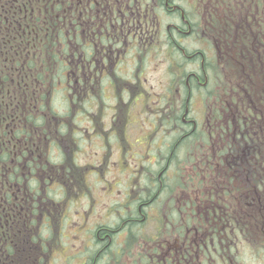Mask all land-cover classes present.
<instances>
[{
    "label": "flooded vegetation",
    "instance_id": "flooded-vegetation-1",
    "mask_svg": "<svg viewBox=\"0 0 264 264\" xmlns=\"http://www.w3.org/2000/svg\"><path fill=\"white\" fill-rule=\"evenodd\" d=\"M235 5L236 30L264 39V0ZM62 8L65 86L79 101L77 115H96L92 128L77 119L78 154L92 130L98 140L109 137L101 134L108 120L111 149L125 153L130 147L126 155L111 153L117 171L125 173L131 160L157 165L156 171L146 167L153 175L145 170L139 189L126 183L123 199L101 222H92L81 264H244L245 247L256 257L261 252L249 230L264 214V163L252 155V168L241 169L247 150L236 122L231 131L215 107L203 110L207 121L197 119L194 109L196 98L206 102L211 95L212 55L222 45V34L214 36L213 0H63ZM153 58L167 67L170 92L147 86ZM227 110L221 108L225 122ZM173 113L178 123L170 122ZM135 125L138 137L130 138ZM102 168L91 162L84 174L99 176ZM150 221L155 227L147 233L143 225ZM134 223L138 236L130 238Z\"/></svg>",
    "mask_w": 264,
    "mask_h": 264
},
{
    "label": "trees",
    "instance_id": "trees-1",
    "mask_svg": "<svg viewBox=\"0 0 264 264\" xmlns=\"http://www.w3.org/2000/svg\"><path fill=\"white\" fill-rule=\"evenodd\" d=\"M62 1L0 0V264H49L64 236L67 195L86 183L73 177L80 170L72 120L79 101L65 86ZM213 4L214 36L222 34V45L218 64L212 55L209 99L225 128L234 130L236 122L244 134L241 169H250L252 155L264 163V39L236 30L235 0ZM61 89L68 94L65 113L55 105ZM221 108L228 109L226 122ZM138 224L130 238L138 236Z\"/></svg>",
    "mask_w": 264,
    "mask_h": 264
},
{
    "label": "rangeland",
    "instance_id": "rangeland-1",
    "mask_svg": "<svg viewBox=\"0 0 264 264\" xmlns=\"http://www.w3.org/2000/svg\"><path fill=\"white\" fill-rule=\"evenodd\" d=\"M216 56L217 54L215 53V57L212 60V63L218 64ZM152 60L153 61L149 64L146 72L148 80L147 86L152 85L154 87H157L159 85L162 87L160 91H169V88L171 86V78L169 77L167 67L161 64L156 65V59L153 58ZM223 72L227 74L228 70L223 69ZM262 87L263 96L261 98H264V79L262 82ZM255 88L257 89V87ZM171 100L174 102L177 101L174 96L171 97ZM194 104L196 116L198 117L197 119H199L200 121H207L208 114L203 110H206L210 106H212L213 102L210 99H207L205 102L203 98L201 99L198 97L195 99ZM55 105L60 112L65 111V109L68 107L67 100L64 97V92L62 89L58 90L56 93ZM105 110L109 111L108 109ZM101 116L103 118L107 117L110 119L112 117V115L110 117V115L106 113ZM95 117L96 115L94 113H89L85 118L80 117V115L78 114L76 120L81 119L83 123L89 126L91 125L92 128V123L96 122ZM136 119L139 120L140 118L136 116ZM107 124L108 120L102 122L101 134L102 136H104L106 133H108L109 137L105 135V137H107L106 139L98 140L97 138H95V131L92 130L91 133L86 134L87 138L92 137V140H86L82 142V148L79 154V162L85 165L94 162L104 166V168L101 169V175L99 177L95 175L89 177V190L91 191H89L88 193L82 191L78 193H71L69 195L68 199L73 198V200L68 203L67 209L65 210L66 215L63 222L64 236L62 237V242L60 241V243L55 247L52 260L49 264H81L82 262H85L87 256H85L86 253H84L81 249H83L87 243H90L86 240L89 239L92 235V231H90L92 222H101L99 219H105L109 206L112 203H117L123 199V192L125 190L124 187L126 186V183H131L132 187H137L139 189L141 183L143 184V179L146 178L145 177L141 179L142 177L146 176L144 174L146 167H148V169L150 170H157V165L148 163L149 161H147L146 163V160H131L132 162L127 165L128 169L125 173L121 174V172L117 171L118 167H113V164L109 162L111 153H114L116 155L118 154V157L122 154L126 155L130 147H127L125 153L121 152L120 149H116V146H114V149H111V146L114 142H111L110 138L112 136L109 134L108 130L104 129V125ZM97 131L99 130L96 129V133ZM148 132L151 133V131ZM130 133V138L138 137L136 125L132 127ZM159 134L160 133L158 132V137ZM158 137L156 138L155 142L157 141ZM107 141L110 142V146ZM138 143L139 141H137V144ZM96 144H99L102 147H99L97 150V148L95 147ZM140 151L142 152L144 151V149ZM94 152H97L96 157L94 156ZM128 155L131 154L129 153ZM107 161L108 163H106ZM142 161L143 163H141ZM141 166H143V168ZM135 172H138L139 178L135 177L137 176V174L133 175L135 174ZM146 172H149V176L153 175V173L148 170H146ZM115 185L117 186V189ZM113 186L115 188H113ZM120 191H122V193H120ZM151 215L152 217H156V212H151ZM257 218V227L254 226L253 231L250 228L249 233L252 234V237L257 240V249H259L261 253H258L255 257L254 252L245 247L242 258L244 264H264V217L260 213L259 217ZM144 226L148 233L154 230L155 225L154 222L150 221L148 224H144L143 227Z\"/></svg>",
    "mask_w": 264,
    "mask_h": 264
}]
</instances>
